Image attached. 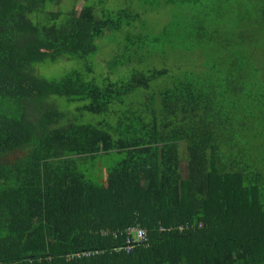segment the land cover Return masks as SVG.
Returning <instances> with one entry per match:
<instances>
[{"label":"trees","instance_id":"16d2710c","mask_svg":"<svg viewBox=\"0 0 264 264\" xmlns=\"http://www.w3.org/2000/svg\"><path fill=\"white\" fill-rule=\"evenodd\" d=\"M65 1L0 0V264H264V0Z\"/></svg>","mask_w":264,"mask_h":264},{"label":"rangeland","instance_id":"374dc122","mask_svg":"<svg viewBox=\"0 0 264 264\" xmlns=\"http://www.w3.org/2000/svg\"><path fill=\"white\" fill-rule=\"evenodd\" d=\"M70 1L73 3L74 0H67L65 1V3H70ZM108 2L110 3V6L111 7H116V4H117V7H120V6H126V3L129 2V0H108ZM64 3V4H65ZM83 4L82 2H79L77 4V8L79 10L82 9L83 7ZM117 46H114V45H110V44H104L103 45V50H102V53L99 55L98 57V62L100 63V65H102L101 67H103L105 65V60H109L113 53L117 50ZM47 72V71H46ZM185 160V159H184ZM113 164V162H111ZM102 168L104 169L103 170V175H104V178L107 177V174H106V165L103 163V166Z\"/></svg>","mask_w":264,"mask_h":264},{"label":"built area","instance_id":"2783aa9c","mask_svg":"<svg viewBox=\"0 0 264 264\" xmlns=\"http://www.w3.org/2000/svg\"><path fill=\"white\" fill-rule=\"evenodd\" d=\"M128 234V236H131L132 234H134L136 237H135V241L133 240H131V239H129L128 241V243L129 244H136V243H138V242H141V241H143L144 239H145V237H146V232H144L143 230H141V229H136V228H131V229H128L127 231H126V235ZM127 250H131V247H128V249Z\"/></svg>","mask_w":264,"mask_h":264}]
</instances>
